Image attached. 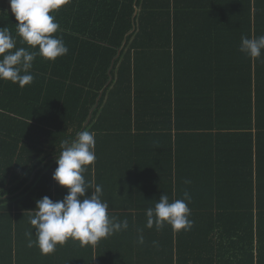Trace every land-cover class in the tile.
Masks as SVG:
<instances>
[{
    "label": "trees",
    "instance_id": "1",
    "mask_svg": "<svg viewBox=\"0 0 264 264\" xmlns=\"http://www.w3.org/2000/svg\"><path fill=\"white\" fill-rule=\"evenodd\" d=\"M50 14L68 53L37 56L23 88L0 80V264H264V50L239 51L264 35V0H68ZM16 23L0 10L33 51ZM84 130L85 180L129 227L45 255L28 247V211L67 194L56 156ZM185 191L190 230L146 227L161 195Z\"/></svg>",
    "mask_w": 264,
    "mask_h": 264
},
{
    "label": "clouds",
    "instance_id": "2",
    "mask_svg": "<svg viewBox=\"0 0 264 264\" xmlns=\"http://www.w3.org/2000/svg\"><path fill=\"white\" fill-rule=\"evenodd\" d=\"M11 12L18 23L16 36L29 48H16V37L7 27H0V80L18 83L21 88L33 82L31 73L37 56L49 61L66 55L68 48L62 37L54 36L59 29L50 13L58 10L68 0H8ZM13 49H15L13 51ZM264 50V35L258 38L241 36L239 51L251 58L261 57ZM95 136L87 130L79 131L75 139L61 143V152L56 156L57 167L52 179L68 191L62 200L53 201L47 196L35 201L34 210H29V222L35 229L26 233L28 247L35 244L42 254L55 251L69 239L79 241L81 246L95 245L100 239L127 230V219L117 220L109 215V204L101 199L102 187L94 188L86 182L83 173L96 159ZM190 181H185L189 183ZM91 191L90 196H86ZM190 194L185 191L183 199L169 202L166 194L159 197L154 207L146 210V227L157 230L165 224L179 232L190 230ZM35 240H32V236ZM143 230L138 229L137 243L144 244ZM155 244V242H153Z\"/></svg>",
    "mask_w": 264,
    "mask_h": 264
},
{
    "label": "crops",
    "instance_id": "3",
    "mask_svg": "<svg viewBox=\"0 0 264 264\" xmlns=\"http://www.w3.org/2000/svg\"><path fill=\"white\" fill-rule=\"evenodd\" d=\"M0 10L13 14L10 9L8 0H0ZM14 15V14H13Z\"/></svg>",
    "mask_w": 264,
    "mask_h": 264
}]
</instances>
